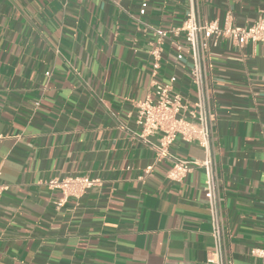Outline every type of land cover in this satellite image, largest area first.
Listing matches in <instances>:
<instances>
[{"label":"crops","instance_id":"0c3cea01","mask_svg":"<svg viewBox=\"0 0 264 264\" xmlns=\"http://www.w3.org/2000/svg\"><path fill=\"white\" fill-rule=\"evenodd\" d=\"M264 0H195L199 23L252 24ZM188 0H0V264H210L205 174L166 179L138 139L153 84L190 95L191 60L168 42L153 74L151 29L181 25ZM176 40V39H175ZM177 41H179L177 39ZM212 156L232 264H264V47L209 40ZM158 143V137H150ZM170 151L203 160L194 143ZM152 167L149 173H145ZM102 180L60 207L46 182Z\"/></svg>","mask_w":264,"mask_h":264},{"label":"built area","instance_id":"2783aa9c","mask_svg":"<svg viewBox=\"0 0 264 264\" xmlns=\"http://www.w3.org/2000/svg\"><path fill=\"white\" fill-rule=\"evenodd\" d=\"M188 1L190 11L181 25L171 27L169 30L148 27L156 37L155 46L149 54L153 60L155 75L165 43L168 42L177 52L186 50L191 60L189 79L192 93L182 95L174 92L170 84L154 83L152 97H146L137 104L135 123L140 131L136 137L155 151L156 162L164 160L170 162V168L166 173L169 182L181 184L195 169L204 171V196L213 241L210 264H232L219 201L216 164L211 150L214 111L208 82L209 40L212 37L227 38L239 49L247 44H259L264 47V9L250 25H236L231 13H227L223 25L220 26L217 21L199 23L195 16V0ZM150 137H158V143H151ZM176 139L196 144L204 152L203 160L181 159L172 153L170 147ZM151 170L152 167H148L145 173ZM101 185V179L86 176L54 178L46 182L50 190L61 193L62 198L57 207L69 199L78 200L92 188ZM7 189V185L0 179V195ZM251 254L263 258L264 262V251L253 250Z\"/></svg>","mask_w":264,"mask_h":264}]
</instances>
